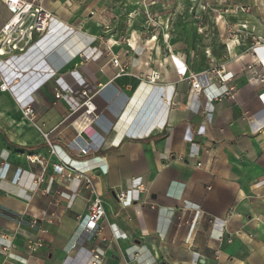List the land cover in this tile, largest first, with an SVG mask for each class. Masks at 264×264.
<instances>
[{"label": "crops", "instance_id": "1", "mask_svg": "<svg viewBox=\"0 0 264 264\" xmlns=\"http://www.w3.org/2000/svg\"><path fill=\"white\" fill-rule=\"evenodd\" d=\"M112 3L42 0L72 30L42 40L16 65L27 70L22 88L34 99L33 120L0 90V264H88L93 248L103 251L100 264H264V84L241 70L255 55L264 63V48L250 43L223 61L237 88L235 97L223 95L217 63L201 70L171 54L137 53L134 32L123 46L120 24L105 17ZM8 17L0 3V23ZM259 38L264 42V33ZM48 69L55 75L41 78ZM153 73L158 78L150 81ZM189 74L205 75L199 93ZM79 79L95 92L94 120L73 118L65 99L55 96ZM149 90L148 124L154 123L132 133L131 126L147 124L134 103ZM85 144L90 150L82 155ZM32 152L44 166L27 160ZM58 163L62 174L53 170ZM75 172L91 178L93 191L72 178ZM95 195L105 217L88 233ZM35 239L42 246L31 252L28 241Z\"/></svg>", "mask_w": 264, "mask_h": 264}, {"label": "rangeland", "instance_id": "2", "mask_svg": "<svg viewBox=\"0 0 264 264\" xmlns=\"http://www.w3.org/2000/svg\"><path fill=\"white\" fill-rule=\"evenodd\" d=\"M105 14L120 24L123 46L134 32L135 52L153 53L159 45L161 54L201 70L208 63L225 66L240 53L236 48L264 33V0H113ZM88 33L97 34L91 27Z\"/></svg>", "mask_w": 264, "mask_h": 264}, {"label": "built area", "instance_id": "3", "mask_svg": "<svg viewBox=\"0 0 264 264\" xmlns=\"http://www.w3.org/2000/svg\"><path fill=\"white\" fill-rule=\"evenodd\" d=\"M41 1L42 0H0V3L9 12V17L0 23V90L9 92L15 97L23 117L28 120H33L34 118V99L31 94L28 95L22 88L24 82H22L21 71H25L26 67L20 70L16 67V65L21 63L19 60L24 58V56L34 49L37 44L39 45L42 40L56 37V33L66 35L72 30L68 26H64L58 22L54 14L42 6ZM66 1L70 2V0ZM56 29L57 31H55ZM257 46L264 48V42H261L260 38L253 44V47ZM111 62L114 66L119 68L120 72H123L124 67L120 63L117 56H112ZM10 66L14 69H10ZM32 67L34 68V66ZM48 70L49 71L41 73V78L45 77L48 80L55 75L54 71L51 69ZM241 70L245 73L249 81H256L259 84H264V63L257 55L254 56L252 62L242 67ZM29 72L32 73L30 78H33L36 74H33L31 69ZM214 73L218 84L226 86L223 95L235 97L237 88L232 81L234 74L230 72L228 73V71L225 70L224 65H220L218 68L214 69ZM187 77L191 79V89L194 92L199 93L202 90L204 81H206L205 75L189 74ZM39 78H34L35 80L32 81L30 87L32 85H36ZM45 78L41 79V81L45 80ZM157 78L158 74L153 73L150 75L149 80L155 81ZM28 82V80L25 81L26 84ZM40 85H38L35 89H37ZM168 91L169 89L165 90L163 94L166 95V99L169 104L170 98L168 96ZM94 93L95 92H93L92 88L88 86L83 79H79L78 86L76 88L61 85L60 90L56 91L55 96L63 97L65 99L70 106L71 114H76V119L85 115L94 120L96 119L95 106L92 103ZM156 124L162 125L163 120L160 119ZM43 135L47 140V134ZM89 150L90 146L85 144L80 148V153L82 155H86ZM50 152L53 153V149H51ZM26 158L30 163H38L42 166L45 165L39 154L36 152L28 154ZM6 164L7 163H4L5 170L1 174L3 177L6 176L8 171V165ZM64 169L65 167L62 164L58 163L53 165V170L57 174H62ZM19 171L20 169L15 170L11 179L12 181L17 180ZM67 177L70 176L67 175ZM72 178L77 179L78 181L82 180L84 182V187L90 188V190L93 191L90 177L85 176L83 173L75 172ZM41 181H43L42 176H39L34 180L36 184ZM124 196L125 195L123 193H120L118 195V199L123 201ZM86 215L87 218L84 223V229L88 233H93L99 228L101 220L105 217V208L101 196H94L89 204ZM41 246L42 242L39 239L28 241V249L31 252L37 250ZM102 255L103 251L101 249H91L88 264H100ZM193 261L196 262L197 257H194Z\"/></svg>", "mask_w": 264, "mask_h": 264}, {"label": "bare ground", "instance_id": "4", "mask_svg": "<svg viewBox=\"0 0 264 264\" xmlns=\"http://www.w3.org/2000/svg\"><path fill=\"white\" fill-rule=\"evenodd\" d=\"M156 51H157V53H159L160 51H159V47H157V49H156ZM147 86V85H146ZM141 87V86H140ZM144 88V87H143ZM140 89V88H139ZM157 89H160V87H158ZM145 90H147V89H145ZM143 91V90H142ZM151 90H149V91H147V92H144L142 95H145L146 97L144 98V99H141V103H140V100H139V103H137L136 101V103H134V105L135 106H137V107H139L140 108V110L141 109H143V112L142 113H138L136 116H138L139 117V119L138 120H142V119H145V122H147V124H145V125H143V126H139V125H133V126H131L130 127V131L132 132V133H141V132H145V131H147L150 127H151V124H153L154 122H152V123H150V124H148L149 122V115H147L148 114V111H149V109H150V106H151V104H152V102H153V98H151L150 96H149V92H150ZM139 92H141V91H139ZM146 93V94H145ZM140 97H142V96H140ZM149 97L151 98V99H149ZM153 97V96H152ZM154 109V108H153ZM147 112V113H146ZM124 120V119H123ZM123 126H124V123H123ZM126 128V127H125ZM128 130V129H127Z\"/></svg>", "mask_w": 264, "mask_h": 264}]
</instances>
